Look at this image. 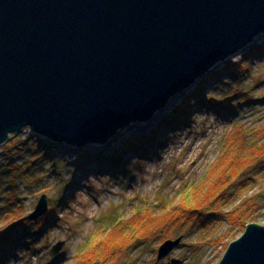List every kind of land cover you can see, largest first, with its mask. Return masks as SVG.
<instances>
[{
    "label": "water",
    "instance_id": "water-1",
    "mask_svg": "<svg viewBox=\"0 0 264 264\" xmlns=\"http://www.w3.org/2000/svg\"><path fill=\"white\" fill-rule=\"evenodd\" d=\"M262 33L264 0H0V146L29 131L73 161ZM47 212L43 195L27 219ZM220 264H264V225L249 223Z\"/></svg>",
    "mask_w": 264,
    "mask_h": 264
},
{
    "label": "rangeland",
    "instance_id": "rangeland-1",
    "mask_svg": "<svg viewBox=\"0 0 264 264\" xmlns=\"http://www.w3.org/2000/svg\"><path fill=\"white\" fill-rule=\"evenodd\" d=\"M230 64H244L246 70L232 76L228 71ZM198 85L206 88L205 96L225 97L236 91L230 106L240 103L238 109L230 112L220 103L215 108L201 106L196 99L198 102H192L187 112L172 118ZM245 98L248 101L242 104ZM234 124L244 125L254 136L264 126V33L218 63L189 90L172 97L145 124L134 123L121 129L106 144L73 161L50 146L54 159L40 162L37 172L30 171L25 176L21 175L22 170L17 172L15 184L9 181L13 173L4 175L0 183V230L9 229L6 236L16 243L0 253V264H74L77 252L102 233H108L113 222H120L121 217L128 219L147 205L159 211L155 208L158 200L164 204L178 203L183 186L200 182L218 159L223 137ZM40 142L49 146L27 131L0 146L3 173L6 163L13 158L24 169L27 159L34 156L25 148L32 149ZM18 144H27L23 152L14 149L5 153ZM258 164V168L251 167L243 175L256 176L252 188L237 201L226 203L224 210L245 205L254 209L249 223L264 225V157ZM43 195L47 196L48 211L52 210L54 217L48 219L45 214L41 217L47 219L42 229L33 226L25 230L20 219L12 218L13 214L19 210L27 218ZM10 211L14 212L12 217L7 215ZM214 216L207 230L193 229L190 221L175 226L168 223L170 239L161 234L138 239L110 264H220L232 242L245 231L233 228L228 219L217 220ZM35 231L38 233L34 234ZM23 235L26 246L19 242ZM179 238L180 245L158 260L161 246L167 240ZM61 242L62 250L53 255L54 246Z\"/></svg>",
    "mask_w": 264,
    "mask_h": 264
},
{
    "label": "trees",
    "instance_id": "trees-1",
    "mask_svg": "<svg viewBox=\"0 0 264 264\" xmlns=\"http://www.w3.org/2000/svg\"><path fill=\"white\" fill-rule=\"evenodd\" d=\"M243 65L230 64L228 71L233 73H231L232 76H238L237 72L241 74L246 70V66ZM203 90H206V88H201L198 85L197 89L191 92L190 98L185 99L183 106L177 110L172 118L187 112V109L191 107V103L194 102L195 104L198 102L197 100L200 101L199 105H208L210 108H215L220 103L227 107L230 112H235L238 109L240 103L230 106L232 99L236 97V91H232L229 96L213 97L210 94L203 95ZM247 101L248 99L245 98L241 102L246 104ZM218 112L221 113V109ZM187 116H191L189 111ZM222 144L223 148L218 159L210 166L205 177L194 185L185 184L183 186L179 193L180 200L178 203L164 204V201L158 200L155 208L159 211L152 210L151 206L147 205L139 208L128 219L121 217L120 222H113L112 229L108 233H102L94 239L92 244L80 249L75 256L74 264H110L115 257L126 251L138 239H146L156 234L165 235L164 239H170L171 234L167 229L168 223L175 226L179 225L180 222L190 221L193 229L202 227L207 230L211 226L214 215H217V220L228 219L233 228L246 231L250 220H252L250 217L254 214V209L250 210L245 205H241L231 211H225L224 205L237 201L241 194L247 192L254 185L256 176L252 178L243 177V175L251 167L256 166L258 168V163L264 157V126L259 127L254 136L244 125L234 124L229 127L228 132L223 137ZM26 145H14L13 148L11 147L12 150L7 149L5 153L8 154L14 149L23 152ZM25 149L34 156L27 159L24 169L16 165L14 158L9 160L6 163V172L3 173L4 169H0V183L4 175L13 173L9 181L15 184L17 172L22 170L20 173L23 176L29 174L30 171L37 172L40 162L44 159H54L50 146L42 145L41 142L35 144L32 149ZM225 190L226 192H224ZM13 198L16 199L12 195ZM15 202L17 203V200ZM18 211H15V213L10 211L7 215L12 217V213H14L15 215L13 214L12 218L20 219L25 230L33 226L40 230L46 224V218L52 219L54 217L52 210H50L49 213H46V218H39L40 221H37V219L36 222H32L23 217ZM8 231L9 229L0 230V253H3L9 244L16 243V241L12 242V237L6 236ZM37 233L38 231L34 232V234ZM29 234L32 235V232ZM24 236L19 237V242H25L23 246H26Z\"/></svg>",
    "mask_w": 264,
    "mask_h": 264
},
{
    "label": "bare ground",
    "instance_id": "bare-ground-1",
    "mask_svg": "<svg viewBox=\"0 0 264 264\" xmlns=\"http://www.w3.org/2000/svg\"><path fill=\"white\" fill-rule=\"evenodd\" d=\"M260 36H262V34H260L259 36H257V38L260 37ZM255 40H256V38H255ZM251 44H252V43H251ZM251 44H249V45H251ZM249 45H248V46H249ZM233 56H234V55H233ZM231 57H232V56H231ZM231 57H230V58H231ZM33 136H34V135H33Z\"/></svg>",
    "mask_w": 264,
    "mask_h": 264
}]
</instances>
